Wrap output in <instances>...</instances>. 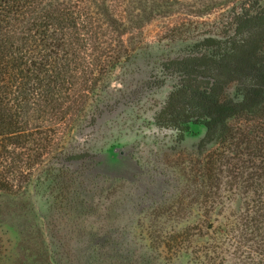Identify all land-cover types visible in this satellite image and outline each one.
Returning <instances> with one entry per match:
<instances>
[{
    "label": "trees",
    "instance_id": "obj_1",
    "mask_svg": "<svg viewBox=\"0 0 264 264\" xmlns=\"http://www.w3.org/2000/svg\"><path fill=\"white\" fill-rule=\"evenodd\" d=\"M216 11L203 28L199 19ZM174 15L186 20L169 30L204 50L170 59L188 75L161 113L172 125L202 124L198 147L213 148L193 171L195 191H206L197 223L151 240L174 257L197 238L198 260L264 264V0H0V194L80 179L87 153L72 138L95 122L100 88L135 55L140 41L124 36ZM231 83L236 98L225 94ZM221 185L241 211L214 225Z\"/></svg>",
    "mask_w": 264,
    "mask_h": 264
},
{
    "label": "rangeland",
    "instance_id": "obj_2",
    "mask_svg": "<svg viewBox=\"0 0 264 264\" xmlns=\"http://www.w3.org/2000/svg\"><path fill=\"white\" fill-rule=\"evenodd\" d=\"M217 16L216 11L199 22L211 28ZM184 20L157 17L124 36L140 41L135 55L100 88L105 102L95 122H85L72 138L87 153L79 161L76 185L48 181V188L33 183L22 193L0 194V264H209L191 252L201 239L190 238V248L177 257L151 240L152 233L197 223L204 207L199 202L206 199L192 180L195 165L211 148L198 147L204 126L172 125L161 113L187 74L170 59L204 50L194 36L169 30ZM238 92L237 83L225 89L228 97ZM227 190L223 185L214 190L224 201L214 225L241 211L240 198Z\"/></svg>",
    "mask_w": 264,
    "mask_h": 264
}]
</instances>
